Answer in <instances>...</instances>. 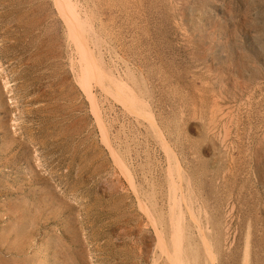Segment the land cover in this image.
Wrapping results in <instances>:
<instances>
[{
    "label": "rangeland",
    "instance_id": "obj_1",
    "mask_svg": "<svg viewBox=\"0 0 264 264\" xmlns=\"http://www.w3.org/2000/svg\"><path fill=\"white\" fill-rule=\"evenodd\" d=\"M57 2L0 0V264H264V0Z\"/></svg>",
    "mask_w": 264,
    "mask_h": 264
},
{
    "label": "bare ground",
    "instance_id": "obj_2",
    "mask_svg": "<svg viewBox=\"0 0 264 264\" xmlns=\"http://www.w3.org/2000/svg\"><path fill=\"white\" fill-rule=\"evenodd\" d=\"M58 2H59V0H57ZM57 2V3H58ZM60 2H61V7H60V9H61V13L64 15V21H65V24L67 25V27H68V30H69V32L70 33H72V34H74V33H78V30L80 31V27L82 26V21L80 20V18H79V15L76 13V10H75V6H74V4L75 3H72L71 2V0H60ZM83 4V3H82ZM85 4V3H84ZM263 6V5H262ZM82 12H83V10H82ZM90 13V12H89ZM184 14V13H183ZM78 15V16H77ZM91 15V14H90ZM197 16V15H196ZM199 16V15H198ZM60 17V16H59ZM99 20V19H98ZM84 21V20H83ZM86 23V22H85ZM90 25V24H89ZM66 27V28H67ZM84 27V26H83ZM103 27V26H102ZM87 29V28H86ZM91 29V28H90ZM96 29V28H95ZM88 30V29H87ZM185 30V29H184ZM76 33V34H77ZM108 33V32H107ZM89 34H91V33H89ZM74 37V36H73ZM63 39V38H62ZM96 39V38H95ZM64 40V39H63ZM79 43H83V42H79ZM105 43V42H104ZM78 44V43H77ZM101 44V43H100ZM70 47V46H69ZM79 52L81 53V57H86L87 56V48H86V46H84V44L83 45H79ZM107 48V47H106ZM111 48V47H110ZM114 49V48H113ZM78 50V49H77ZM90 50V49H89ZM72 51V50H71ZM99 51V50H98ZM98 53V52H97ZM96 53V54H97ZM109 53V52H108ZM70 55V54H69ZM74 55V54H73ZM92 55V54H91ZM90 55V56H91ZM93 56V55H92ZM87 58H89V57H87ZM91 58V57H90ZM106 58V57H105ZM79 59V58H78ZM92 59V58H91ZM94 59V58H93ZM97 59H100V58H97ZM108 59V58H107ZM70 60V59H69ZM77 60V59H76ZM102 60V59H101ZM81 61V60H80ZM79 61V62H80ZM89 61V60H88ZM99 61V60H98ZM104 61V60H103ZM110 61V60H109ZM82 62V61H81ZM80 62V63H81ZM93 62V61H92ZM98 64V63H97ZM101 64V63H100ZM81 65V78H86V77H89V74H88V72H89V68L92 66V64H90L89 62H84V63H82V64H80ZM94 65H95V62H94ZM98 66V65H97ZM103 66H104V64H103ZM197 66V65H196ZM98 68V67H97ZM99 69V68H98ZM110 69V68H109ZM112 69V68H111ZM93 70H95V69H93ZM92 70V71H93ZM97 70V69H96ZM100 70V69H99ZM98 70V71H99ZM107 70V69H106ZM116 70V69H115ZM108 71V70H107ZM118 71V70H117ZM128 71V70H127ZM106 72V71H105ZM80 74V73H79ZM78 74V75H79ZM92 74H94L93 72H92ZM103 74V73H102ZM109 75V74H108ZM127 75V74H126ZM75 76V75H74ZM110 76V75H109ZM96 77H98L97 75H96ZM78 79L79 78H77V81H78ZM83 80V79H82ZM100 80V79H99ZM112 80V79H111ZM101 81V80H100ZM115 80H113V82H114ZM119 81V80H118ZM79 82H82V81H80L79 80ZM78 82V83H79ZM83 83V82H82ZM81 83V84H82ZM89 83V82H88ZM95 83H96V81H95ZM105 83H108V82H105ZM110 83H112V82H110ZM86 85V84H85ZM100 85V84H99ZM111 85V84H110ZM113 85V84H112ZM87 86V85H86ZM85 86V87H86ZM97 86V85H96ZM88 87V86H87ZM91 87V86H90ZM106 88V87H105ZM88 89V88H87ZM90 89V88H89ZM88 89V90H89ZM111 89V88H110ZM110 89H108V90H110ZM84 90V89H83ZM113 90V89H112ZM87 92V94H90L89 93V91H86ZM92 93V92H91ZM87 94H86V96H87ZM91 96H94V95H91ZM90 100V99H89ZM91 101V100H90ZM95 101V100H94ZM97 101V100H96ZM106 101V100H105ZM109 106V105H108ZM97 107V106H96ZM111 109V108H110ZM102 110V109H101ZM113 111V110H112ZM98 112V111H97ZM146 112H148V111H146ZM150 112V111H149ZM216 112V111H215ZM109 113V112H108ZM105 114V113H104ZM208 114H210V113H208ZM106 115V114H105ZM151 115V114H150ZM153 118V117H152ZM212 118V117H211ZM101 119V118H100ZM109 120V119H108ZM149 122V121H148ZM152 121H150V123H151ZM155 122V121H154ZM215 122V121H214ZM104 124V123H103ZM152 124H154V123H152ZM151 126V128L153 127L152 125H150ZM158 127V126H157ZM154 128V127H153ZM208 128V127H207ZM159 129V128H158ZM103 130V129H102ZM156 129H154V131H155ZM212 130V129H211ZM106 131V130H105ZM157 131V130H156ZM210 132V131H209ZM157 133V132H156ZM103 134V133H102ZM161 134V133H160ZM104 136V135H103ZM158 137H160V135H158ZM163 137V136H162ZM162 137H160L159 139H161ZM164 138V137H163ZM165 139V138H164ZM124 140V139H123ZM139 140V139H138ZM161 141H162V139H161ZM165 141V140H164ZM156 142V141H155ZM166 142V141H165ZM162 144H164L163 142H162ZM168 145V144H167ZM164 146H166V145H164ZM165 148V147H164ZM171 150V149H170ZM164 151V150H163ZM169 153V152H168ZM168 158V157H167ZM167 160V159H166ZM173 160H174V157H173ZM123 162V161H122ZM167 162V161H166ZM177 166V165H176ZM171 170H172V168H171ZM170 171V170H169ZM182 173V172H181ZM177 175H178V173H176ZM182 175V174H181ZM166 176V175H165ZM166 177H168V176H166ZM178 177V176H177ZM171 178V177H170ZM167 180V179H166ZM175 181V180H174ZM168 182V181H167ZM173 183H175V182H173ZM172 183V184H173ZM170 184V183H169ZM167 186V185H166ZM169 186V185H168ZM167 192V191H166ZM171 193V192H170ZM166 196V195H165ZM167 196H168V194H167ZM160 197V196H159ZM169 198H170V196H169ZM168 198V199H169ZM172 198V197H171ZM171 198H170V200H171ZM155 199V198H154ZM174 199H176L175 197H174ZM167 202V201H166ZM172 202H173V200H172ZM176 202V201H175ZM152 203V202H151ZM180 203V202H179ZM161 204V203H160ZM174 204V206H175V203H173ZM153 206H155V205H153ZM169 207H170V205H169ZM154 208H156V207H154ZM168 208V207H167ZM171 209V208H170ZM168 211H169V209H168ZM171 211H172V209H171ZM176 211V210H175ZM151 212V211H150ZM170 212V211H169ZM160 213V212H159ZM150 214V213H149ZM167 214H169V213H167ZM176 214V213H175ZM173 215H174V213H173ZM170 216V215H169ZM177 216V215H176ZM173 217V216H172ZM150 218H151V216H150ZM153 218V217H152ZM170 218V217H169ZM167 219H168V217H167ZM173 219H175V218H173ZM170 220V219H169ZM177 220V219H176ZM175 221V220H174ZM178 221V220H177ZM170 222V221H169ZM162 223V222H161ZM177 223V222H176ZM160 224V223H159ZM180 224V223H179ZM171 226V225H170ZM169 226V227H170ZM173 226V225H172ZM160 227V226H159ZM167 227V226H166ZM161 228V227H160ZM174 228H175V226H174ZM174 228H172V229H174ZM178 229V228H177ZM162 231V230H161ZM161 231H159L160 233H161ZM173 232V231H172ZM172 232H171V234H172ZM174 232H177L176 231V229H175V231ZM178 233V232H177ZM177 235V234H176ZM157 236V235H156ZM173 236V238H174V235H172ZM172 236H171V239H173L172 238ZM170 239V240H171ZM173 241V240H172ZM171 242V241H170ZM179 242V241H178ZM13 243V242H12ZM176 243V242H175ZM177 244V243H176ZM173 245V244H172ZM12 246V245H11ZM16 246V245H15ZM175 246V245H174ZM174 248V247H173ZM171 250H172V248H171ZM175 250V249H174ZM178 251V250H177ZM173 252V251H172ZM174 253H175V251H174ZM176 254V253H175ZM169 255V257H170V253L168 254ZM177 256V255H176ZM168 257V258H169ZM172 257V256H171ZM170 259V258H169ZM173 262H174V260H173ZM168 264V263H167ZM173 264V263H172ZM178 264V263H177Z\"/></svg>",
    "mask_w": 264,
    "mask_h": 264
}]
</instances>
